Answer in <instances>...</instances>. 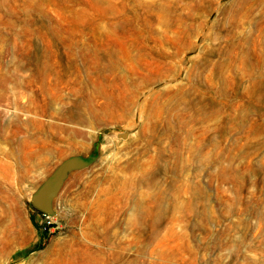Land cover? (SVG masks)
<instances>
[{"label":"rangeland","instance_id":"obj_1","mask_svg":"<svg viewBox=\"0 0 264 264\" xmlns=\"http://www.w3.org/2000/svg\"><path fill=\"white\" fill-rule=\"evenodd\" d=\"M0 264H264V0H0Z\"/></svg>","mask_w":264,"mask_h":264},{"label":"water","instance_id":"obj_2","mask_svg":"<svg viewBox=\"0 0 264 264\" xmlns=\"http://www.w3.org/2000/svg\"><path fill=\"white\" fill-rule=\"evenodd\" d=\"M129 131L119 132L120 138L126 139ZM101 157V148L95 145L88 154L71 155L64 159L53 172L32 193L33 206L48 216L55 214L54 201L71 173L90 167Z\"/></svg>","mask_w":264,"mask_h":264},{"label":"built area","instance_id":"obj_3","mask_svg":"<svg viewBox=\"0 0 264 264\" xmlns=\"http://www.w3.org/2000/svg\"><path fill=\"white\" fill-rule=\"evenodd\" d=\"M47 217H49V216H47Z\"/></svg>","mask_w":264,"mask_h":264}]
</instances>
